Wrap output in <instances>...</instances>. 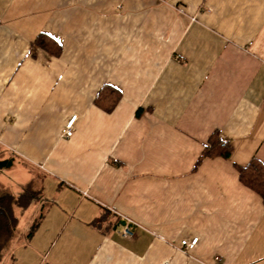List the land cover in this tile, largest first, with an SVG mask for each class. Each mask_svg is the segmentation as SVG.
I'll return each mask as SVG.
<instances>
[{"label": "crops", "instance_id": "1", "mask_svg": "<svg viewBox=\"0 0 264 264\" xmlns=\"http://www.w3.org/2000/svg\"><path fill=\"white\" fill-rule=\"evenodd\" d=\"M0 148L44 215L3 264H264V0H0Z\"/></svg>", "mask_w": 264, "mask_h": 264}, {"label": "trees", "instance_id": "2", "mask_svg": "<svg viewBox=\"0 0 264 264\" xmlns=\"http://www.w3.org/2000/svg\"><path fill=\"white\" fill-rule=\"evenodd\" d=\"M32 46L45 49L54 56H59L62 49L58 42L45 34L39 35ZM108 90L117 93L114 88L108 87ZM118 99L119 98L116 97L112 101L111 107L116 105ZM231 154L232 148L230 143L224 141L220 137V134L215 132L210 137L208 145L204 148L199 162L206 158L221 157L230 159ZM237 170L241 183L256 192L264 201V164L253 159L248 165L245 167H238ZM42 200L41 178L39 176L29 182L17 194H14L5 184L0 182V263H4L5 256L8 254L11 244L17 236L20 215L27 211L33 204L39 203ZM43 216L42 213L35 222L42 220ZM104 221L105 219H99L96 223ZM38 225L39 223L33 224L28 237L33 234Z\"/></svg>", "mask_w": 264, "mask_h": 264}, {"label": "rangeland", "instance_id": "3", "mask_svg": "<svg viewBox=\"0 0 264 264\" xmlns=\"http://www.w3.org/2000/svg\"><path fill=\"white\" fill-rule=\"evenodd\" d=\"M7 158H9L7 160ZM10 162L14 165H12V167H9V169L7 168L6 164L4 166H0V182H2L3 184H5L7 181H9L8 179H11L12 182L9 183L8 186H14V189H15V193L17 194L21 189L22 187V183L24 182H20V181H23V180H28L30 178V175H28L31 171L28 167L27 164H25L24 162H21L20 160H17L16 163H13V159H10V156L7 155V153L5 152H2L1 148H0V162ZM13 166H16L15 167V171L14 172H11V168L13 169ZM12 191V189H10ZM13 192V191H12ZM44 195V194H43ZM45 197V195H44ZM48 199V200H47ZM47 199L44 201V208L45 210L47 211L48 209H50V207L52 206V204H54V202L52 200H49L50 198L47 197ZM43 202H40L38 203V205L36 206H33L27 213L25 216H23L21 219H20V225H19V229H18V239H26L25 237V234H26V230H29V228L31 226H33L34 223H39L41 222L38 221V222H35V216L39 213V210L42 209V204ZM36 208H38L36 210ZM44 210V209H43ZM36 211V212H35ZM35 212V213H34ZM36 214V215H35ZM0 264H3L0 263Z\"/></svg>", "mask_w": 264, "mask_h": 264}, {"label": "built area", "instance_id": "4", "mask_svg": "<svg viewBox=\"0 0 264 264\" xmlns=\"http://www.w3.org/2000/svg\"><path fill=\"white\" fill-rule=\"evenodd\" d=\"M77 119V116H73L66 124L63 130V136L66 138H70L73 135L74 123ZM121 235L125 238H132L133 232L129 227L123 228ZM199 238L195 237L192 240H182L181 241V248L184 252H190L197 244ZM218 259V258H217Z\"/></svg>", "mask_w": 264, "mask_h": 264}, {"label": "water", "instance_id": "5", "mask_svg": "<svg viewBox=\"0 0 264 264\" xmlns=\"http://www.w3.org/2000/svg\"><path fill=\"white\" fill-rule=\"evenodd\" d=\"M5 164H7L6 162H0V166H4Z\"/></svg>", "mask_w": 264, "mask_h": 264}]
</instances>
